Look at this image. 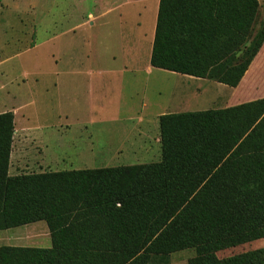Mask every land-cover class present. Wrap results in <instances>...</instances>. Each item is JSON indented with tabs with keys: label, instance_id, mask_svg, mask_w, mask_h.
<instances>
[{
	"label": "trees",
	"instance_id": "1",
	"mask_svg": "<svg viewBox=\"0 0 264 264\" xmlns=\"http://www.w3.org/2000/svg\"><path fill=\"white\" fill-rule=\"evenodd\" d=\"M257 0H159L154 68L235 88L264 43ZM13 113L0 114V229L44 221L51 248L0 264H264V98L159 118L157 163L9 177Z\"/></svg>",
	"mask_w": 264,
	"mask_h": 264
},
{
	"label": "rangeland",
	"instance_id": "2",
	"mask_svg": "<svg viewBox=\"0 0 264 264\" xmlns=\"http://www.w3.org/2000/svg\"><path fill=\"white\" fill-rule=\"evenodd\" d=\"M149 1L0 0V111L3 108L12 109L15 126L20 128L21 103L29 92L34 96L37 106L39 103L49 104L53 109L55 99H59L62 110L70 118H88L93 103L91 91L89 87L86 88L91 82L87 71L103 65L96 53L101 55L104 49V34L115 27L110 25L114 24V19L117 20V31L149 32L153 23L152 2ZM261 24L260 20L257 21L254 32ZM112 51L118 52L115 47ZM175 79L168 74H158L153 79L154 85L162 89L148 87L146 100L145 96H141V88L137 87L134 91L132 88L126 89L119 98L122 101L116 106L123 103L124 99L131 102L129 106L135 110L140 109L143 101L144 104L152 105L160 98L157 90L162 91L163 98L165 90H171L170 84H175ZM140 80L144 81V77H140ZM204 80L190 85L192 92L197 89L195 93L198 98L191 93L188 112L221 108L219 101L225 93L220 90L226 88H220L214 81ZM97 88L95 84V91ZM95 101L98 99L95 98ZM176 106L174 104L172 107ZM45 121L52 122L53 119ZM149 123L146 137L149 139H145L147 151L139 153V156L133 153L134 149L130 145V140L138 138L137 135L128 134L129 140L125 139V131L135 130L136 126L134 121L124 116H111L109 120L102 121L94 119L84 127L79 122L70 124L67 133L71 134H64L66 142L62 154L66 162L59 169L60 172L159 162L160 148L153 140L157 131L153 130V122ZM124 140V147L117 149ZM41 223L46 227L40 239L43 243L41 246L49 248L51 239L47 234L48 229L44 222ZM261 248H264V237L219 250L216 256L224 259ZM194 256V249L179 251L170 255L169 264H187Z\"/></svg>",
	"mask_w": 264,
	"mask_h": 264
},
{
	"label": "crops",
	"instance_id": "3",
	"mask_svg": "<svg viewBox=\"0 0 264 264\" xmlns=\"http://www.w3.org/2000/svg\"><path fill=\"white\" fill-rule=\"evenodd\" d=\"M149 2H152L151 11L153 14V23L149 32L144 34L135 33L134 31L133 33L117 31L115 25L117 20L114 19V24L110 23V25L115 27L104 34V49L101 55L96 53L97 58L102 61L103 65L101 68H91L87 71L91 82L86 88L89 87L91 91L90 97L93 103L88 118L85 120L70 118L68 113L62 110V103L59 99H55L54 107L51 109L49 104L39 103L37 106L34 96L29 92L25 98L23 97L20 128H16L15 118L13 119L14 133L7 170L9 177L60 172L59 169L66 162V159L63 160L62 151L66 142L64 134H71L67 133V128L70 124L79 122L84 127L86 123L94 119L102 121V119L107 118L109 120L111 116L113 118L115 116H124L125 119L134 121L136 126L135 130L125 131V139L129 140L128 134H130L129 136L137 135L138 138L133 137L130 140V145L134 149L133 153L139 156V153L144 154L147 151L145 139H149L146 137L148 136V129H150V121L153 122V130L157 131V135L155 133L153 140L160 148L159 118L161 116L196 113L188 112L191 93L193 95L196 94L195 97L196 99L198 98L197 93H195L197 89L192 92L193 89L190 85L205 80L157 69L150 65L159 0H150ZM257 2L259 4L257 21L260 20L264 24V0H257ZM107 11H110V9ZM119 19L121 20V17ZM113 47L118 51L117 53L112 51ZM158 74H168L176 78L175 84H170L171 90L168 88L167 91L165 90L163 98L162 91L157 90V95L160 98L152 105L144 104L143 101L140 109L135 110L132 106H129L131 102L124 99L123 103L116 106L118 102L122 101L119 98L126 89L132 88V91H134L137 87L141 88L140 93H142L141 96L143 98L145 96V100L148 87L162 89L161 86L155 88L154 85L153 79H156ZM140 77H144V81H141ZM95 84L98 86L97 91H95ZM217 85L220 88H226L224 91L220 90V88L218 89L220 92L225 93L224 97L221 100L219 99L220 109L264 98V43L237 87L231 88L219 83ZM95 98L98 101H95ZM174 104L177 106L172 107ZM6 112H12L15 117L13 110L8 108H3L0 114ZM47 119H53V121H45ZM124 142L125 140L123 145L121 146L120 144L117 149L123 148ZM41 222L44 221L15 228L0 229V248H51H42L41 246L43 243L40 239L42 238V233L46 230L45 225ZM47 234H49V231Z\"/></svg>",
	"mask_w": 264,
	"mask_h": 264
}]
</instances>
